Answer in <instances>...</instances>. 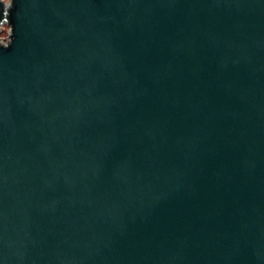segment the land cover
<instances>
[{
  "label": "water",
  "instance_id": "water-1",
  "mask_svg": "<svg viewBox=\"0 0 264 264\" xmlns=\"http://www.w3.org/2000/svg\"><path fill=\"white\" fill-rule=\"evenodd\" d=\"M5 14L0 264H264V0Z\"/></svg>",
  "mask_w": 264,
  "mask_h": 264
},
{
  "label": "rangeland",
  "instance_id": "rangeland-1",
  "mask_svg": "<svg viewBox=\"0 0 264 264\" xmlns=\"http://www.w3.org/2000/svg\"><path fill=\"white\" fill-rule=\"evenodd\" d=\"M4 2L5 5H10L12 0H2ZM11 26L8 23H4L2 26V29L0 31V41L2 43H9L10 42V38H11Z\"/></svg>",
  "mask_w": 264,
  "mask_h": 264
},
{
  "label": "snow or ice",
  "instance_id": "snow-or-ice-1",
  "mask_svg": "<svg viewBox=\"0 0 264 264\" xmlns=\"http://www.w3.org/2000/svg\"><path fill=\"white\" fill-rule=\"evenodd\" d=\"M6 19H7V14H5L4 19H0V23H3L4 20H6Z\"/></svg>",
  "mask_w": 264,
  "mask_h": 264
},
{
  "label": "built area",
  "instance_id": "built-area-1",
  "mask_svg": "<svg viewBox=\"0 0 264 264\" xmlns=\"http://www.w3.org/2000/svg\"><path fill=\"white\" fill-rule=\"evenodd\" d=\"M4 23H7V22H6V21H4V22H3V24H4ZM3 24H2V26H3ZM2 26H1V29H2ZM1 29H0V31H1Z\"/></svg>",
  "mask_w": 264,
  "mask_h": 264
},
{
  "label": "trees",
  "instance_id": "trees-1",
  "mask_svg": "<svg viewBox=\"0 0 264 264\" xmlns=\"http://www.w3.org/2000/svg\"><path fill=\"white\" fill-rule=\"evenodd\" d=\"M7 20H8V17H7Z\"/></svg>",
  "mask_w": 264,
  "mask_h": 264
}]
</instances>
